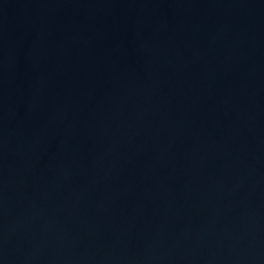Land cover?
Returning <instances> with one entry per match:
<instances>
[{"label": "water", "instance_id": "1", "mask_svg": "<svg viewBox=\"0 0 264 264\" xmlns=\"http://www.w3.org/2000/svg\"><path fill=\"white\" fill-rule=\"evenodd\" d=\"M0 264H264V0H0Z\"/></svg>", "mask_w": 264, "mask_h": 264}]
</instances>
